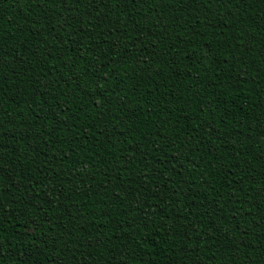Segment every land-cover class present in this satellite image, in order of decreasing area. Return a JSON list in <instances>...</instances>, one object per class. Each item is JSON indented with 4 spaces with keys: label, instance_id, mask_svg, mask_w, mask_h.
Here are the masks:
<instances>
[{
    "label": "trees",
    "instance_id": "16d2710c",
    "mask_svg": "<svg viewBox=\"0 0 264 264\" xmlns=\"http://www.w3.org/2000/svg\"><path fill=\"white\" fill-rule=\"evenodd\" d=\"M0 264H264V0H0Z\"/></svg>",
    "mask_w": 264,
    "mask_h": 264
}]
</instances>
